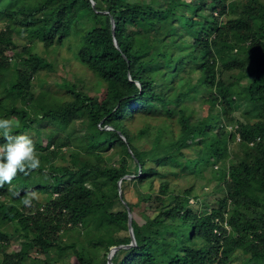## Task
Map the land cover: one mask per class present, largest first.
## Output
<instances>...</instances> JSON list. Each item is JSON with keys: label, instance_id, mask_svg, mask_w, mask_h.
I'll return each mask as SVG.
<instances>
[{"label": "trees", "instance_id": "1", "mask_svg": "<svg viewBox=\"0 0 264 264\" xmlns=\"http://www.w3.org/2000/svg\"><path fill=\"white\" fill-rule=\"evenodd\" d=\"M70 40L97 101L54 75ZM0 117L41 160L0 187V264H97L130 243L128 211L135 244L112 264H264V0H0Z\"/></svg>", "mask_w": 264, "mask_h": 264}, {"label": "rangeland", "instance_id": "2", "mask_svg": "<svg viewBox=\"0 0 264 264\" xmlns=\"http://www.w3.org/2000/svg\"><path fill=\"white\" fill-rule=\"evenodd\" d=\"M143 1H148V0H143ZM223 19H226L223 17ZM31 28H23V27H16L12 33L11 36V40L13 42L14 45L17 46H22L24 44L27 43L28 41V35L29 33H31ZM103 39L104 41V37H99V41H101ZM70 43H65L63 45V48L60 50V54L58 55L57 59L56 56L54 55L53 51L51 49H49L47 52H44L40 49V46H36V50H38L42 56H44L47 60L49 61H54L56 59V61L58 60V66H57V72L55 75V77H59V76H63L67 81H69L70 83H75L77 84V87L79 90H84L85 92H87V94L94 100L97 101L98 99H100L101 97H103V95L106 94L105 90L101 87L96 88L97 83L95 85V78H93L92 74L89 71H85V68L82 67L81 63H79L77 60H75V58H71L72 55L75 52V48H77V44L74 43L72 40L69 41ZM6 54L9 56L8 58L10 59V65L12 67H14L15 64V57L18 55V52H12V51H7ZM55 61V63H56ZM239 72L235 71L232 73V75L234 77H238ZM5 77H4V83H5V89H7L8 86H10L12 84L13 81V74L10 70H7L4 73ZM226 80H229V77L226 75ZM202 105H205V103L200 100ZM204 110L201 111V113H204V111H206V106L203 107ZM213 109H217V107H213ZM85 115L82 117V121L85 120ZM81 120L80 119H75L73 120L69 126L67 127V129L65 130L67 134L75 136L78 135L81 130L79 128V124H80ZM236 125H229L227 127V129L229 131H233L235 130ZM211 133H215V129H213L211 131ZM33 137H35L34 133H30ZM41 137L44 138L45 137V133L43 132L41 134ZM164 138L167 139L169 138V135H164ZM211 142H214V137L210 138ZM234 142H238L239 141V137L238 135L235 134V139H233ZM251 145V144H250ZM143 190H149L150 188L152 189L153 192H156L158 189V182L157 181H153L152 185L150 186L149 184H144L143 186L140 187ZM213 189V185L209 186L206 188V195H209L211 193ZM126 198L131 201V202H135L137 197L134 194V187L130 186L129 189L124 193ZM214 198L213 194L209 195L207 200H212ZM194 200V199H192ZM204 205L201 206V208H203ZM145 211V207L142 208ZM151 209L147 210V213H150ZM229 229V227H227ZM6 231L11 232L12 228L11 227H6L5 228ZM89 230V231H88ZM91 234V230L90 228H87V230H83L81 231V237H85V236H89ZM77 236L76 232H68L65 236V239H69L72 238L73 236ZM18 244H19V240L15 239L13 236L10 238V242H9V248L8 250H16L18 249ZM104 251H100L98 253L97 256V264H100L101 262H103L104 260H106L107 262V255L106 257L104 255ZM50 257H53V254L49 255ZM238 262V260L234 261V264H236ZM53 264H78L73 255H65L59 262H52ZM106 264V263H104Z\"/></svg>", "mask_w": 264, "mask_h": 264}, {"label": "clouds", "instance_id": "3", "mask_svg": "<svg viewBox=\"0 0 264 264\" xmlns=\"http://www.w3.org/2000/svg\"><path fill=\"white\" fill-rule=\"evenodd\" d=\"M13 122L0 117V187L9 184L18 173L27 176L32 170L41 167L33 139L28 134H13ZM20 192H13L12 197H19ZM21 203L25 207L32 204V198L25 196Z\"/></svg>", "mask_w": 264, "mask_h": 264}, {"label": "water", "instance_id": "4", "mask_svg": "<svg viewBox=\"0 0 264 264\" xmlns=\"http://www.w3.org/2000/svg\"><path fill=\"white\" fill-rule=\"evenodd\" d=\"M114 44L115 46H117L116 44V41L114 40ZM125 177H129V176H125ZM120 184V180L118 182ZM131 220H132V214L128 211V232H129V235L131 237V241L129 244L127 245H118V246H113L110 248L109 252H108V255H107V262L106 264H112L111 262V257L112 255L114 254V252L120 248V247H129V246H132L135 244V241H134V236H133V231H132V226H131Z\"/></svg>", "mask_w": 264, "mask_h": 264}]
</instances>
